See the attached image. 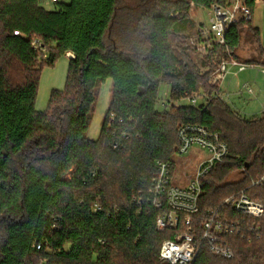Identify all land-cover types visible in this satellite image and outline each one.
I'll return each instance as SVG.
<instances>
[{
  "label": "trees",
  "instance_id": "obj_1",
  "mask_svg": "<svg viewBox=\"0 0 264 264\" xmlns=\"http://www.w3.org/2000/svg\"><path fill=\"white\" fill-rule=\"evenodd\" d=\"M124 1L58 0L49 9L43 0H0V264H168L160 261L161 246L185 224L157 230L150 188L157 162H172L182 125L219 132L230 153L229 163L202 180L193 216L198 236L228 197L244 192L264 204V185L251 186L264 175V114L243 119L211 83L223 58L238 59L245 31L257 48L250 63L264 67L260 29L252 21L233 24L226 45L198 59L186 36L191 3L210 10L214 0ZM256 2L244 0L252 13ZM203 32L197 44L207 41ZM70 53L65 88L38 112L43 69ZM108 80L112 100L94 140L86 136L89 119L96 90ZM163 85L170 111L157 108ZM195 94L200 105L178 104ZM233 170L243 181L223 185ZM223 211L260 231L229 237L234 259L204 246L194 264H264V217Z\"/></svg>",
  "mask_w": 264,
  "mask_h": 264
},
{
  "label": "built area",
  "instance_id": "obj_2",
  "mask_svg": "<svg viewBox=\"0 0 264 264\" xmlns=\"http://www.w3.org/2000/svg\"><path fill=\"white\" fill-rule=\"evenodd\" d=\"M58 0H51V4ZM211 9V25L204 31V38L207 40L198 47V54L207 55L214 44L225 46V37L229 27L241 21H252L253 13L244 3V0H225L220 2L214 0ZM20 35L19 32H15ZM209 35V38L205 36ZM35 48H40L38 41L34 42ZM74 58V57H73ZM229 67H237L239 72L243 70L258 69L264 74V67L253 63H241L235 58L222 59L212 77V85L217 84L222 91V82L229 74ZM252 94L253 86L247 82L243 85V90ZM199 95L189 98V102L197 106ZM207 99V98H205ZM223 99V96H222ZM158 109L168 111L171 108L169 98L161 97L157 103ZM114 119V116H112ZM180 145L177 150L178 155H189L193 148H199L205 152L206 156L200 160V164L195 176L190 182L183 185L173 183V163L158 161L156 171L152 181L151 206L158 212L156 228L163 232L166 230H178L181 222L185 224V232L178 234L175 240H165L161 246L160 261L168 264H194L195 259L202 251L203 247L209 249L218 257L234 259L236 256L229 237L241 235L247 237V231L260 230L255 225L247 226L246 220L231 219L224 209H229L232 213H239L246 217L263 218L264 204L255 202L248 198L244 192L234 195L222 201L219 208L211 210L202 223V234L198 236L194 229V218L200 210L199 199L204 191L202 180L218 165L227 164L229 159V148L222 139L219 132L210 131L205 125L188 124L182 125L178 129ZM264 185V175L258 180H253L251 186ZM97 208V207H96Z\"/></svg>",
  "mask_w": 264,
  "mask_h": 264
},
{
  "label": "rangeland",
  "instance_id": "obj_3",
  "mask_svg": "<svg viewBox=\"0 0 264 264\" xmlns=\"http://www.w3.org/2000/svg\"><path fill=\"white\" fill-rule=\"evenodd\" d=\"M172 3L174 1L179 0H170ZM190 1V0H187ZM61 3L67 4L70 2V0H60ZM124 2L134 4V1L125 0ZM44 5L46 8L53 9V5L51 4V0H43ZM125 3V4H126ZM211 13L209 10H206L201 7H196L193 3H191V10L189 13V17L192 20L193 27L188 31L186 36L188 37L189 44L197 49V53L195 55V58L200 59L201 55L198 54V47L199 45H202L203 42H198V35L200 28L207 30L211 25L212 17L210 16ZM206 32V31H205ZM204 37V36H202ZM206 38H209V35L205 36ZM253 37L249 35L248 31H245L242 36V44L245 46L246 50L250 49H257L254 43H251L253 41ZM261 43L264 47V42L261 37ZM254 44L253 48L251 47ZM258 69H255L254 71L248 70L243 73H240L237 77L236 69L234 67H229V74L227 75L226 79L222 82V88H223V95L228 93L229 91H235L237 89V78H239V81L241 84H244L245 81L254 82L258 79V84L263 89V94L259 98V100H253L249 103H244V101H241L237 105V110H239V115L242 116L243 119H253V118H260L262 115H260V111L263 110V104L264 103V74L260 72ZM207 69L203 70L204 72ZM69 71V60L66 57L60 58L54 67H45L42 71L41 78H40V86L38 89V97L35 104V109L43 113L44 111L48 110V106L51 100V94L54 91L57 90H63L66 86L67 82V75ZM13 75L15 77L16 81L20 80V73L18 70H13ZM259 74V75H257ZM261 74V75H260ZM212 80V79H211ZM212 83V82H211ZM112 80H108L105 83H101L96 92L97 100L95 104L93 105V111L90 115V126L86 133V136H88L91 139L97 140L100 138V134L102 131V126L104 123V118L108 112L109 104L112 100ZM256 88V87H255ZM161 90V97H165L168 99L170 97V88L167 85H163L160 88ZM202 94L199 93V95ZM197 95V94H195ZM226 97V96H225ZM189 98L181 100L178 104L181 106L185 105H192L189 102ZM227 101L228 98H225ZM203 102L202 96H200V99L198 100L199 105ZM171 108L168 109L170 111ZM237 112V111H236ZM258 114V115H257ZM256 115V116H255ZM206 156V153L203 151L201 152L199 148H193L189 155L181 156L178 155V152H175V155L172 158V162H174L175 171L173 173V183L176 185H187L190 182V179H192L195 176V173L198 169V166L200 164V160H203ZM243 174L239 171L233 170V172L229 173L228 176H226L225 180L223 181V185L225 184H232L236 182L243 181Z\"/></svg>",
  "mask_w": 264,
  "mask_h": 264
},
{
  "label": "crops",
  "instance_id": "obj_4",
  "mask_svg": "<svg viewBox=\"0 0 264 264\" xmlns=\"http://www.w3.org/2000/svg\"><path fill=\"white\" fill-rule=\"evenodd\" d=\"M253 20H252V25L254 28H259L261 31V37L264 42V0H257L255 8L253 10ZM253 48V45L251 46ZM74 57L73 53H70L66 56L68 60ZM236 57L238 58L241 63H250L251 61H256L258 59V55L255 53L253 49L246 50L245 46L242 45V47L236 52ZM255 64V63H254ZM255 65H260V64H255ZM261 66V65H260ZM236 71L237 77L240 73H243L245 71L251 70L254 71L255 69H247L243 70V72H239L237 67H234ZM259 75V74H257ZM261 75V74H260ZM264 77V76H263ZM226 79V78H225ZM249 82L253 88L254 91L252 94L248 93L245 89L243 90V85L245 83ZM244 84H241L239 81V78H237V84L236 87L237 89L235 91H229L225 95H223V100L227 102L229 105H231L237 113H239V110H237V105L239 102L244 101V103H249L252 102L253 100H259V98L263 94V89L262 87L258 84V79L257 81L255 80L253 83L250 81H245ZM256 87V88H255ZM222 88V86H221ZM223 92V88H222ZM228 98L229 101H227L225 98ZM263 104V110L260 111V115L264 114V103ZM240 114V113H239ZM258 115V114H257ZM256 116V115H255Z\"/></svg>",
  "mask_w": 264,
  "mask_h": 264
}]
</instances>
